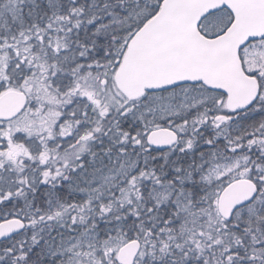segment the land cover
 Wrapping results in <instances>:
<instances>
[{"label":"snow or ice","instance_id":"1","mask_svg":"<svg viewBox=\"0 0 264 264\" xmlns=\"http://www.w3.org/2000/svg\"><path fill=\"white\" fill-rule=\"evenodd\" d=\"M0 264H264V0H0Z\"/></svg>","mask_w":264,"mask_h":264}]
</instances>
